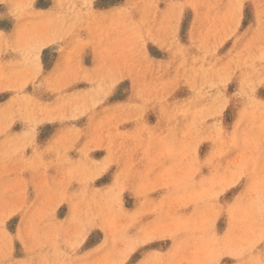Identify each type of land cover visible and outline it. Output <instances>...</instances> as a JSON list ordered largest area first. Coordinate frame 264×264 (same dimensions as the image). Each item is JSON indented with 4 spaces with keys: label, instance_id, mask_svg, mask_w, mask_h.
I'll list each match as a JSON object with an SVG mask.
<instances>
[{
    "label": "rangeland",
    "instance_id": "374dc122",
    "mask_svg": "<svg viewBox=\"0 0 264 264\" xmlns=\"http://www.w3.org/2000/svg\"><path fill=\"white\" fill-rule=\"evenodd\" d=\"M245 3L251 34L224 52L238 30L234 0H0V264H121L139 235L160 237L148 264L222 247L264 264V0ZM45 42L44 52L61 45L66 71L39 82L32 52ZM18 43L30 46V74L13 85ZM84 59L94 86L71 82ZM116 76L124 100L109 92ZM221 87L241 101L225 102L228 121ZM101 152L120 170L118 203L93 187ZM242 175L251 187L231 212L212 202Z\"/></svg>",
    "mask_w": 264,
    "mask_h": 264
},
{
    "label": "snow or ice",
    "instance_id": "6c2138e0",
    "mask_svg": "<svg viewBox=\"0 0 264 264\" xmlns=\"http://www.w3.org/2000/svg\"><path fill=\"white\" fill-rule=\"evenodd\" d=\"M37 8H47L48 5L37 4ZM233 7L235 9L234 16V28L238 30L235 31L234 35L228 40L227 46L223 49L227 52L232 45L236 48L241 47L251 34L248 30V19H247V9L248 4L245 0H234ZM174 38L178 42L184 45H189L188 37L186 36V28L180 27L178 24L174 23ZM151 42L145 40L144 44L140 47V56L143 58H150L149 54L152 53V48L150 46ZM148 45V46H145ZM48 46V42L37 45L35 50L32 52V57L35 61L36 76L39 82H50L57 75L64 73L66 71L65 60L63 53L61 51L60 44H54L48 48V52H44L43 49ZM190 46V45H189ZM49 52L52 53L51 58H49ZM43 61V63H42ZM96 73V66L94 64H89V61L84 59L80 63V67L77 71L76 78L72 79L73 84H79L81 82V77H84L83 86L87 87L90 84L95 85V80L90 79ZM125 79L122 76H116L113 78L112 83L109 85V92L115 93L114 99L124 100L125 97L120 95L122 90L128 89V83H121V80ZM264 87V84H262ZM221 97V110L223 111V116L226 121L230 119L229 112L224 110L225 102L228 107L239 106L240 99L239 93L233 92V88H228L225 90L223 87L219 89ZM138 102V101H137ZM261 103L264 104V93L261 94ZM41 141L44 137L41 136ZM85 141H81L84 143ZM79 148V145H77ZM94 163L97 167L93 170L92 180H97L98 177H103L99 180V183L93 185L100 192H107L111 195L113 201L119 202L124 195L121 190V173L118 167L113 168L112 164L115 161L111 160L107 155L101 152L96 158ZM237 180L233 179L231 182H225V185L214 190L213 200L214 204H219L226 212H231L232 208L235 206L234 197L238 200L239 197L237 193H245L249 191L251 187V177L247 175H242L239 181V187L234 190H230L233 184H236ZM264 192V189H262ZM261 221L264 223V201H262L261 206ZM87 225L85 230L87 231ZM221 230H223L221 228ZM17 237L13 233V240ZM160 239L159 236L154 235H139L131 243L128 251L124 254V260L121 264H148V258L156 255L155 240ZM174 245V242H173ZM18 254L20 253V245H17ZM171 251V249H170ZM262 254H264V241L260 248ZM4 264H28L27 258L17 262L12 259H6ZM154 264H163V262L155 261ZM170 264V262H169ZM190 264H243L240 257L232 252L225 250L223 247L219 250L210 251L203 259L197 260L195 262H190Z\"/></svg>",
    "mask_w": 264,
    "mask_h": 264
},
{
    "label": "crops",
    "instance_id": "0c3cea01",
    "mask_svg": "<svg viewBox=\"0 0 264 264\" xmlns=\"http://www.w3.org/2000/svg\"><path fill=\"white\" fill-rule=\"evenodd\" d=\"M14 33L10 34L8 37L9 38H13L14 42H26L29 41V38L26 37L25 34H21L20 32H18V30H13ZM16 32V33H15ZM17 47L20 50L21 56L17 55V58H21L22 59V67L17 69L16 73L13 74L12 78H8V81H11L13 83V85H15L14 82H22L23 84H25V82L28 81V76L30 74V67H29V52H30V46H26L24 44H17ZM9 57H11V54L9 55ZM11 58H9L10 60ZM4 79H1V82ZM23 88H25V86H23Z\"/></svg>",
    "mask_w": 264,
    "mask_h": 264
}]
</instances>
